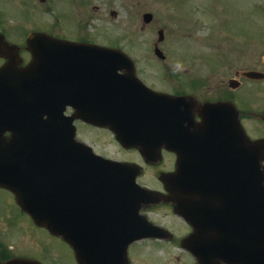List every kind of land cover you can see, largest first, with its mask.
<instances>
[{"label":"water","instance_id":"1","mask_svg":"<svg viewBox=\"0 0 264 264\" xmlns=\"http://www.w3.org/2000/svg\"><path fill=\"white\" fill-rule=\"evenodd\" d=\"M151 18L146 14V21ZM160 33L162 38L163 31ZM29 45L36 61L24 68L13 63L0 68V186L15 193L36 223L62 235L75 249L79 264H131L130 242L155 235L154 225L140 210L155 202L157 195L136 183L139 165L104 159L77 141L73 120L79 117L109 126L121 143L138 146L150 157V151L157 149L153 142L168 139L161 132L175 131L181 117L187 115L184 101L192 118L195 102L190 97L159 95L162 102L159 113L154 114L149 98L135 105L116 90L113 81L118 69L125 66L120 51L76 46L43 33L31 34ZM37 65L42 67L35 71ZM48 78L51 85L46 88ZM67 105L76 109L72 116L64 115ZM201 114L202 123L190 130L224 131V155L244 157L242 168L232 169L226 179L264 180L259 147L247 137L236 107L229 102L206 103ZM7 130L12 131L11 137L4 136ZM177 175L172 172L161 177L172 181ZM186 195L179 198L181 206L191 200ZM137 220L142 222V231ZM88 234L92 236L84 238ZM99 234L106 238L95 239ZM226 239L224 232V261L243 263L238 251L225 246ZM214 257L209 253L202 256L206 262ZM5 264L37 263L18 259Z\"/></svg>","mask_w":264,"mask_h":264},{"label":"rangeland","instance_id":"2","mask_svg":"<svg viewBox=\"0 0 264 264\" xmlns=\"http://www.w3.org/2000/svg\"><path fill=\"white\" fill-rule=\"evenodd\" d=\"M77 1L80 0H0V21L7 33L12 32V39L23 45H26L25 39H15L13 32L22 36L28 27H33L31 30H47L43 26L48 24L55 25L52 32L68 39L90 34L86 38L90 37L93 41L116 42L134 54L142 52L141 63L144 67H140V70L149 77L150 82H156L164 75L169 86L176 81V73H181L185 78L190 74L193 79L197 68L201 73L212 63L213 71L205 81L215 88L220 86L222 89L218 91L227 88L226 83L233 72L227 57H232L239 64L242 56L257 48L249 39L264 37V22H261L264 17L257 16L258 12L255 13L256 16H241L239 12L245 4L264 0H89L87 7L75 4ZM51 6L56 8V13L49 15L41 10ZM112 10L116 12L115 15L111 14ZM147 11L153 12L154 18L143 27L142 16ZM197 14L201 21L192 22ZM160 28L165 30V39L160 43L164 58L154 54V43ZM261 41L264 42L263 39ZM26 53V48L21 50V55L26 57ZM221 54L224 55L223 60ZM150 56L158 59L156 65L152 66ZM156 72H161V75L154 77ZM204 73H197L200 80H203ZM167 81L165 82L168 84ZM263 99V95L255 88L246 96L249 104L260 102L257 109L264 106ZM248 108L253 109L251 106ZM246 123L249 124L250 121L247 120ZM78 130V136H83L86 142L109 156L140 163L143 172L138 180L145 185H154L159 165H147L138 150L121 146L107 128L91 126L86 132L80 124ZM164 161L166 169L171 163V156L167 155ZM12 203L9 190L1 187L0 207L11 212L14 211ZM150 214L156 218L159 215L157 211H151ZM20 220H23V216H20ZM21 230L34 233L44 242L41 244L44 254L41 253L36 237L28 233L21 234L22 245L17 249L21 253H29L47 264H78L68 245L48 230L32 222L28 228L23 225ZM7 238L12 243L17 240L11 235ZM144 250L145 259H142ZM132 252L133 264H192L193 261V257L180 247L163 248L152 242L135 245Z\"/></svg>","mask_w":264,"mask_h":264},{"label":"flooded vegetation","instance_id":"3","mask_svg":"<svg viewBox=\"0 0 264 264\" xmlns=\"http://www.w3.org/2000/svg\"><path fill=\"white\" fill-rule=\"evenodd\" d=\"M45 2V0H43ZM89 0H80L77 1L76 4L80 6L87 7ZM55 8L53 6L45 8V11H52ZM249 14H254V9H248ZM145 13V12H144ZM143 13V15H144ZM87 15V14H85ZM143 18V16H142ZM49 26H53L52 24H48ZM143 27L147 24L142 22ZM91 41V40H89ZM260 41H253L254 45H257V48L252 52H247L244 56L241 57V61L239 64H236L232 57H227L228 62L233 67V72L229 76V79L226 83L227 88L224 91H218L222 89L219 87H213V85L207 83L205 79L203 81L198 82V75L194 74L193 82L190 85V93L195 99L199 102V104H203L205 102H214V101H222L229 100L236 103L242 121L247 125L248 133L253 139H258L262 142L264 140V106L260 109H257L258 104L254 103L249 104L246 100V96L250 94L253 89L259 93H261L264 97V44L259 45ZM6 61L5 58H1L0 65H2ZM253 72V73H252ZM142 77L146 80H149V77L146 76L143 72H141ZM158 75L154 73V77ZM258 76H263L258 79ZM149 84L155 88H157L155 82H149ZM232 84H235L236 88L232 87ZM178 87L183 88L184 83L179 81L177 82ZM264 100V99H263ZM251 106L253 109H249ZM196 119L200 120V116L197 113ZM249 120L250 123L247 124L246 121ZM264 143V142H262ZM217 145V144H216ZM215 145V146H216ZM170 155L171 163L169 167L165 169L167 166L165 164L164 158ZM178 159V154L174 151H170L166 148L162 149V156L158 158L157 164L164 170H175L176 163ZM215 160H219V156L215 153ZM164 161V162H163ZM161 169V170H162ZM169 181L167 180H159L157 182L156 189L161 192L160 201L157 204L151 205L146 210L148 213L151 210L157 211L159 214L156 217L150 214L151 220L161 225L164 230L160 233L159 237L156 238H145L140 241L135 242L132 245L130 254L131 257L134 255L133 247L138 244L149 243L152 242L154 244L160 246H171L175 248H181L190 251V248L186 246L184 241L190 238L193 242L195 241H204L209 242L210 245H219L222 246H212L209 248L212 249H223L224 248V192L219 188H210L204 190L202 192L195 191L192 195L193 199L198 202L209 201V210H196L197 215H203L210 217L209 219L202 220L198 219L196 221H188L182 215H179L175 212L176 203L169 198L171 192L168 189ZM202 182V181H194ZM215 184L218 181L214 182ZM264 185V181L262 182ZM1 188V187H0ZM181 191V190H179ZM215 192V194L211 192ZM10 192V191H9ZM208 192V193H204ZM221 192V194H220ZM254 193L257 195L261 194L260 188L254 189ZM10 200L13 201L12 206L14 211L9 212L3 206L0 207V261H7L9 259L15 257H25V258H33L38 259L37 257H32L29 253H21L17 249L22 245L21 234L28 233L31 236H35L36 239L40 243L41 253L42 251L41 244L43 245V241H40L39 237H37L34 233L30 231L21 230L24 225L25 228L29 227L30 222L35 224L31 218H29L26 213H24L21 207L16 202L15 196L12 192H10ZM258 204H256V208ZM16 211V215H15ZM257 214V213H255ZM20 216H23V220H20ZM169 221V223H168ZM45 229V228H44ZM201 230V232H200ZM16 237V242L12 243L8 240L7 236ZM54 236V235H53ZM56 236V235H55ZM59 237V236H57ZM62 239L61 237H59ZM63 242H65L62 239ZM141 246V245H139ZM197 247L196 245H194ZM25 252V251H22ZM191 254V253H190ZM192 255V254H191ZM144 256V252L142 258ZM193 256L192 264H200L198 259ZM46 264L43 260L38 259ZM220 264H224V260H220Z\"/></svg>","mask_w":264,"mask_h":264}]
</instances>
